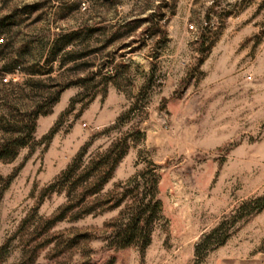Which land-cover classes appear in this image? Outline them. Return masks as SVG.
<instances>
[{"label":"rangeland","instance_id":"rangeland-1","mask_svg":"<svg viewBox=\"0 0 264 264\" xmlns=\"http://www.w3.org/2000/svg\"><path fill=\"white\" fill-rule=\"evenodd\" d=\"M4 16L0 141L38 110L0 159V264H264V0H0ZM110 147L101 189L50 224L79 190L46 187ZM140 172L161 216L142 251L108 248L123 203H98Z\"/></svg>","mask_w":264,"mask_h":264},{"label":"trees","instance_id":"trees-1","mask_svg":"<svg viewBox=\"0 0 264 264\" xmlns=\"http://www.w3.org/2000/svg\"><path fill=\"white\" fill-rule=\"evenodd\" d=\"M10 16V15H9ZM9 16L0 18V28L7 24L5 20ZM69 36V35H67ZM70 39H67L62 44H53V51H59L62 45H66ZM53 53V52H52ZM59 90L52 98L54 102L57 98ZM37 107L32 112L28 113L31 116L30 121L25 124L23 131L17 130L13 134L0 141V159H10L14 156L16 149L23 147L31 138L33 130L34 117L37 114ZM51 130L43 138L48 140L52 134ZM110 147L101 153H97L94 158L89 159L86 165H83L82 153L84 148L77 153L71 162L59 172L56 178L46 187L45 190L64 191L70 196V192L78 191L76 201L67 203L62 207L57 214L49 220L52 224L60 220L66 212L72 207L79 205L86 197L96 194L102 185L110 177L115 164L122 155V152L114 151ZM7 183V182H6ZM5 183V184H6ZM155 180L151 177H145L144 172L135 175L131 180L124 184H118L109 194V198L99 201L98 206L106 204L107 207H116L123 203V208L119 211L118 217L109 222L110 231L105 236V246L114 250L123 249L129 246H136L142 251L150 241V234L153 223L160 215V202L155 194ZM255 210L264 207V197L255 198L253 201ZM95 208L94 201L86 210ZM221 222L210 229L207 233L201 236V240L216 241L215 244H220L225 236V230L222 229ZM220 238L217 239V237ZM222 236V237H221ZM200 243H196L194 247L195 253L199 251Z\"/></svg>","mask_w":264,"mask_h":264}]
</instances>
